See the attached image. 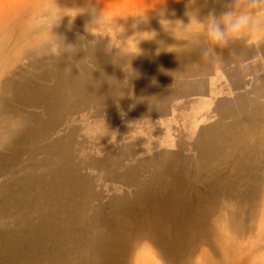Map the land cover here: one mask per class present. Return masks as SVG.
I'll return each instance as SVG.
<instances>
[{
  "label": "rangeland",
  "instance_id": "374dc122",
  "mask_svg": "<svg viewBox=\"0 0 264 264\" xmlns=\"http://www.w3.org/2000/svg\"><path fill=\"white\" fill-rule=\"evenodd\" d=\"M59 3L97 8L110 3L114 11L125 16L142 7L166 6L169 19L188 23V9L199 8L202 17L212 9L220 14L228 0H167L166 5L163 0ZM43 8L44 0H0V264L8 254H27L29 248L35 252L50 226L59 227L58 235L63 229L65 234L58 240L69 247L65 253L69 258L89 255L94 234L105 224L110 225L109 231H116L119 218L126 213L125 202L133 201L138 191L148 187L163 169L161 163L186 159L190 167L185 175L195 170L198 174L199 165L206 171L203 164L209 172L214 171L216 160L226 163L235 159L236 150L228 147L224 137L230 134L223 136L225 131L249 121L258 132L247 135L246 143H237L246 159L245 168L230 179L234 186H229L232 181L213 182L218 207H226L223 215L229 217L226 209H231L235 223L245 229L234 233L224 218L213 231L221 230L223 250L235 261L221 264H264V154L251 149L264 129V42L248 45L245 40H236L245 49L242 56L216 48L201 62L206 48L214 47L203 35L175 40L163 30L156 13L150 12V24L140 29L156 30L159 35L154 41L168 44L155 47L143 42V55L132 60V75L130 68L125 69L127 74L122 67L130 58L117 54L113 59L105 52L107 41L90 45L87 51L81 48L76 53L53 54L45 30L36 23ZM90 19V14L79 16L69 28L66 17L53 31L68 43L80 44V36L94 39L85 32ZM131 23L129 19V34ZM170 46L173 52L167 51ZM187 50L199 54L201 50V54ZM190 54L192 58H183ZM62 67L73 68L84 83L65 87ZM40 90L54 91L56 101L40 100ZM205 141L210 142L209 149ZM249 161L256 165L249 166ZM253 175L259 179L251 197L246 189ZM186 177L196 179L194 173ZM56 186L61 194L52 200ZM71 231L74 233L68 238ZM143 234L138 230L127 239L119 252V264H205L206 251L212 257L211 264L220 261V254L213 253L218 245L213 235L182 245L181 253L170 258ZM76 238L79 242L74 246ZM29 240L36 245L31 246Z\"/></svg>",
  "mask_w": 264,
  "mask_h": 264
},
{
  "label": "bare ground",
  "instance_id": "6f19581e",
  "mask_svg": "<svg viewBox=\"0 0 264 264\" xmlns=\"http://www.w3.org/2000/svg\"><path fill=\"white\" fill-rule=\"evenodd\" d=\"M193 43H195V45H197L196 42H193ZM145 44L146 45L149 44L151 46L156 47L158 45H166V44H168V42H166L165 40H158V41H151V42L146 41ZM200 45H198V46H200ZM42 47H45V46L42 45L41 49H42ZM217 49L221 50V51L224 50L225 52H229L231 55H234L235 57H238V56L240 57V56H242V54L245 53V49L242 47V43L240 41L231 42L230 45L225 49H219V48H217ZM187 51H192V50H187ZM40 52H43V50H41ZM192 52L195 53L196 55L201 54V50H200V54L196 53L194 51H192ZM37 53L38 52L32 53L31 56H33V58H35ZM188 57L192 58L193 55H191V56L185 55L183 58L187 59ZM199 60L201 62H203L204 60H206V57L203 56V58H201ZM263 66H264V64H263ZM60 71H61L62 77L65 75L64 80H63L65 87L72 88V87H75L79 83H84L82 78H81V75H79V73L77 71H75L73 68L70 69L67 67H62V68H60ZM30 91H32V90H30ZM41 92H42L41 90H40V92L38 91V96H39L40 100H43V101L46 100L45 103H47V102L52 103V102L56 101V99L54 98V95H53L54 91L44 90V92H42V93ZM24 94H27V93L24 92ZM30 96H31V94H30ZM91 96H92V94H91ZM56 104H58V103L55 102L54 106ZM238 108H240V107H238ZM236 111H237V109H236ZM49 113L52 114L51 112H49ZM233 115H235V114H233ZM233 115H231V116H233ZM261 120H262V118H261ZM252 123L249 121L244 125L243 124L234 125L231 128H229L228 130L225 129L226 131L223 134V136H225V134L227 132L230 134V135H227L228 137H224V139H225V141H227L226 143L228 144V147L230 149H231V147L235 148L236 151H233V153L235 154V159H232L230 162L228 161L226 163H224L223 160H220V161L216 160V162H214V164H216V163L217 164L214 165L215 166L214 171L209 172L208 171L209 168L207 169V167H206L207 164L206 165L203 164V168L206 169V171L202 170L201 165H199L200 167H198V169L196 168L198 174L195 172L196 171L195 170V171H191V172L188 171V173L185 175L186 168L189 170V167H190L189 166L190 162L188 163V161L186 159L180 160L178 162H173V163H171V162L170 163H163V164L161 163V165L164 166L163 169L159 173L154 175V177L152 178V182L147 184L148 185V187H146L147 189L145 188L141 192L138 191V193L136 195V199L133 198L134 199L133 201H131V200H130L131 202L123 201V204L125 202L124 212H126V213H124L121 216V218H119L120 221H119V225H118L116 231H114V230L109 231L110 225L105 224L104 227H101L94 234V236H93L94 239L93 240L91 239V241L94 242V245L92 247L93 251H91V253H90L92 255L89 254V255H87L88 257L83 256L80 259H73V260H72V258H69L66 255L69 247H67L66 243L64 244V242H60V240H58L61 235L63 236V234H65V233H63V229L60 228V234L58 235L56 230L59 227L57 228L56 226L55 227L50 226L49 228H46V229L44 228L45 229L44 232H46V237L43 236V241L40 243V245L38 246V249L35 252H33L34 251L33 248H29L28 249L29 251L27 252V254H16L12 257L10 256V254H8L7 255L8 259L4 257V259L1 261V264H119V262H118V259L120 256L119 252H121L122 247L125 245L127 239H129L134 234V232L138 231V230L140 232L144 233L143 235L145 237H147L146 240H148L149 243L154 244L158 248V250L161 252V254H166L170 258H171V255L178 256L181 253L180 252L181 250L179 249V247H181L182 245L187 246V244H190L191 242L193 243V241L201 242V240L208 239V238H210V235H213L214 238L216 239V242L218 243L217 248H215L211 244L214 247L213 253L217 254V256H219V254H220V261L216 262L215 264H221L224 260H226L227 262H231V263L235 262L233 260V258L229 257V255H227L223 250L224 239H223V234H222L221 230H220V232L216 233L215 231H213V229L215 230L216 229V223L221 222L224 218L229 221V226L231 227L230 229L236 234H240V231H244L245 228L238 225V223H235L236 220H235V218H233V212L231 209H226V212L229 213V217L223 215L222 209L226 208V207H224V206L218 207V204H217L216 199L214 197V193L217 189L215 187L216 183L218 184L221 181H224L228 184H229V181H232L229 186H234V181L230 180V179L236 175L238 176V172L241 169L245 168L246 159H245L244 155L239 153L241 151V149L239 148L237 143H239V142L246 143L244 141H246L245 139H246L247 135H249L250 133L255 135L256 132H258L257 128H256L257 126L255 125V123L254 124H252ZM9 124H10V122H9ZM122 127H124V126H122ZM260 133H263V135H264V129ZM263 135L251 147V149L255 150V152L258 151L261 154H264V136ZM156 137H158V136H156ZM132 138H134V137H132ZM142 138H144V137H142ZM208 141H205L206 142L205 144L207 145V146L206 145L205 146L209 149L210 147L208 145L210 142H208ZM138 143H139V141H138ZM63 145H65V144H63ZM238 148H239V150H238ZM244 148L248 149L247 146H245ZM242 152H245V150ZM97 157H98V155H97ZM59 158H60V156H59ZM59 161H60V159H59ZM157 161H158V159H157ZM159 161H160V159H159ZM231 163H232V165H231ZM258 163H262V161L258 162ZM71 165H73V164H71ZM248 165L249 166L250 165L255 166L256 163H255V161H252V162L249 161ZM193 173L196 176L195 180H191V179H188L186 177V176H189ZM258 179L259 178L257 176L253 175L251 177L250 182L248 183L246 192L251 197L255 196L254 183ZM53 180H55V179H53ZM215 181H217V182L213 183ZM67 183H68V181H67ZM59 187L60 186L55 187L56 191L54 192V196L53 197L51 196L52 200L53 199L55 200L58 196H60L61 191L59 190ZM213 187H214V190L212 189ZM241 197H242V194H241ZM112 202H110V203H112ZM0 204L1 205L3 204V200L0 202ZM240 209H242V208H239V210ZM223 210L225 211V209H223ZM15 215H13V216H15ZM95 221H96V219L92 220V223H94ZM107 221H110V218H107ZM229 226H228V228H229ZM47 227H48V225H47ZM37 232H39V231H37ZM73 233L71 231L70 235H68V238L70 236L72 237ZM55 235L56 236L58 235V237L56 238ZM79 236H81V233L79 234ZM44 238H45V242H44ZM84 238H85V236L82 237V239H84ZM66 239H67V237H66ZM78 239L79 238H76L75 240H73L72 244H74V246H75L76 242H79ZM65 242H67V241H65ZM27 243H29L31 246L36 245L32 240L27 241ZM219 246H220V248H219ZM132 249H133V247H132ZM216 249H218V250H216ZM210 256L211 255H208V252L206 251V253L204 254V257H206V263L205 264H211L209 262V260H212V257H210Z\"/></svg>",
  "mask_w": 264,
  "mask_h": 264
},
{
  "label": "clouds",
  "instance_id": "9594fccd",
  "mask_svg": "<svg viewBox=\"0 0 264 264\" xmlns=\"http://www.w3.org/2000/svg\"><path fill=\"white\" fill-rule=\"evenodd\" d=\"M163 2L167 4V0ZM150 12L156 13L163 30L175 40L188 39L192 35H203L206 42L214 46L206 48L205 57L215 52L216 48H227L236 40H245L248 45H259L264 42V0H228L220 14L212 9L203 17L199 8L193 11L188 9L185 12L188 23L182 19H169L166 6L163 9L142 7L125 16L118 10L114 11L110 3L102 8H97L95 5L68 7L61 6L59 0H44V8L36 17V23L45 30L53 54L76 53L81 48L87 51L90 45L95 47L100 41H107L105 52L113 59L117 54L120 57L130 58L122 67L127 74L129 73L125 69L130 68L133 75L135 70L132 68V60L143 55L141 44L145 41H154L159 35L154 29H140L141 25L150 24ZM86 14H90L91 19L85 24V32L94 39L88 40L86 36H80L81 43L73 44L53 31L66 17L71 28L77 17ZM129 19L132 21L131 34L127 26ZM121 20L125 23H120ZM167 51L173 52L172 47L170 46ZM159 52L160 49H157V54Z\"/></svg>",
  "mask_w": 264,
  "mask_h": 264
}]
</instances>
